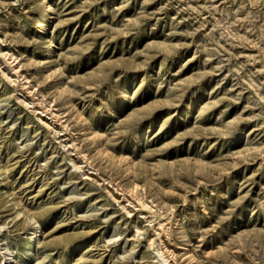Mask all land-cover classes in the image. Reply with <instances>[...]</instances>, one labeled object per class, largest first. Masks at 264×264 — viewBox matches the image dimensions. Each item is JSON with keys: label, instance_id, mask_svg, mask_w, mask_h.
<instances>
[{"label": "rangeland", "instance_id": "374dc122", "mask_svg": "<svg viewBox=\"0 0 264 264\" xmlns=\"http://www.w3.org/2000/svg\"><path fill=\"white\" fill-rule=\"evenodd\" d=\"M3 249L264 264V0H0Z\"/></svg>", "mask_w": 264, "mask_h": 264}, {"label": "bare ground", "instance_id": "6f19581e", "mask_svg": "<svg viewBox=\"0 0 264 264\" xmlns=\"http://www.w3.org/2000/svg\"><path fill=\"white\" fill-rule=\"evenodd\" d=\"M51 10L52 9H51L50 5H48L47 6L46 14L47 13H50ZM48 21L49 20L46 17L45 22H43V23L40 22L39 23V26L38 27L42 28V29H40L42 32L47 31ZM44 44H46L47 45V48H48L47 49L48 50V53L44 57L45 58L46 57L50 58L52 56L51 53H53V44H52V40H51V37L50 36L46 37V41L44 42ZM122 95H123L122 96L123 104L119 108L120 111L122 110L124 104L126 103L128 97H129V95H128L127 92H124ZM191 109H192V107H191ZM15 206L18 209V211H17L18 212V215H21L23 213V210H22V208H20L19 203L18 202H15ZM29 219H30V217H29ZM32 224H33L31 226L32 231L30 232V234L28 236V240H27V242L25 243V246H24V252H25V255L26 256H29L31 254V251L36 248V246L38 245L39 239H40V237L42 236V233H43L40 224H38L36 221L33 222ZM186 252H190V249H186ZM2 253L4 254L3 264H14V262L16 260L14 259V256L12 255V253L10 252L9 249H3L2 250Z\"/></svg>", "mask_w": 264, "mask_h": 264}]
</instances>
